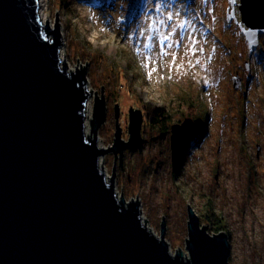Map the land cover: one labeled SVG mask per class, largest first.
Here are the masks:
<instances>
[{
	"label": "rangeland",
	"instance_id": "rangeland-1",
	"mask_svg": "<svg viewBox=\"0 0 264 264\" xmlns=\"http://www.w3.org/2000/svg\"><path fill=\"white\" fill-rule=\"evenodd\" d=\"M40 3L51 26L58 13L61 65L65 56L69 70L87 66L88 120L94 91L101 95L103 85L106 117L97 129L99 145L111 146L117 119L121 138L128 139L130 106L143 113L140 151L125 148L122 168L112 151L99 159L108 177L114 164L116 195L137 196L142 223L157 237L164 216L172 254L179 247L188 255L189 204L210 234L228 235V264H264V33L249 48L238 23L227 20L228 0ZM235 16L241 21L238 7ZM160 110L167 119L159 127L152 120ZM175 123L185 133L173 170ZM198 128L203 134L195 140L190 135Z\"/></svg>",
	"mask_w": 264,
	"mask_h": 264
},
{
	"label": "water",
	"instance_id": "water-1",
	"mask_svg": "<svg viewBox=\"0 0 264 264\" xmlns=\"http://www.w3.org/2000/svg\"><path fill=\"white\" fill-rule=\"evenodd\" d=\"M228 1L227 20L238 23L249 48L256 47L264 33V0H240L241 21L236 0ZM38 7V0H0V264H228V235L210 234L191 205L185 257L178 246L170 252L163 215L157 237L142 223L137 196L116 195L114 164L108 177L99 159L112 151L122 168L125 148L140 151L143 113L130 106L123 140L115 103L113 143L99 145L97 129L106 117L101 85L85 133L92 90L87 66L69 70L64 54L61 65L58 13L54 25L42 24ZM233 82L238 87L239 76ZM171 128L174 170L185 127Z\"/></svg>",
	"mask_w": 264,
	"mask_h": 264
},
{
	"label": "trees",
	"instance_id": "trees-1",
	"mask_svg": "<svg viewBox=\"0 0 264 264\" xmlns=\"http://www.w3.org/2000/svg\"><path fill=\"white\" fill-rule=\"evenodd\" d=\"M163 110H160L159 112L155 113V116L153 117L152 123H154L157 126H163L165 120L167 119V117L165 115L162 114ZM203 134V130L201 128H198L197 131H194V133L190 136H192V138H194L195 140L198 139V137H200ZM181 155L183 154V150L181 151ZM220 230L219 228L217 229V231Z\"/></svg>",
	"mask_w": 264,
	"mask_h": 264
},
{
	"label": "bare ground",
	"instance_id": "bare-ground-1",
	"mask_svg": "<svg viewBox=\"0 0 264 264\" xmlns=\"http://www.w3.org/2000/svg\"><path fill=\"white\" fill-rule=\"evenodd\" d=\"M38 3H39V7H38L39 19H40V22L43 24V23H45V17H44V14H42V10L40 8V6H41L40 0H38ZM90 103H91V99H90V97H88V100H87V103H86L85 109H84L85 110V118H84V120H85V130L84 131H85V133L87 135H89V133H90L88 131V122H89L88 118H89V111H90V109H89ZM256 214H259V216H260V212L259 211L256 212Z\"/></svg>",
	"mask_w": 264,
	"mask_h": 264
},
{
	"label": "flooded vegetation",
	"instance_id": "flooded-vegetation-1",
	"mask_svg": "<svg viewBox=\"0 0 264 264\" xmlns=\"http://www.w3.org/2000/svg\"><path fill=\"white\" fill-rule=\"evenodd\" d=\"M240 0H236V3H235V7H234V10L238 7L239 9V6L237 5V3L239 2ZM231 9V8H230ZM185 133V131H184ZM183 137H184V134H183ZM182 155L180 154V159H181Z\"/></svg>",
	"mask_w": 264,
	"mask_h": 264
},
{
	"label": "snow or ice",
	"instance_id": "snow-or-ice-1",
	"mask_svg": "<svg viewBox=\"0 0 264 264\" xmlns=\"http://www.w3.org/2000/svg\"><path fill=\"white\" fill-rule=\"evenodd\" d=\"M169 19H171V17H169ZM164 39H167V37H164Z\"/></svg>",
	"mask_w": 264,
	"mask_h": 264
}]
</instances>
